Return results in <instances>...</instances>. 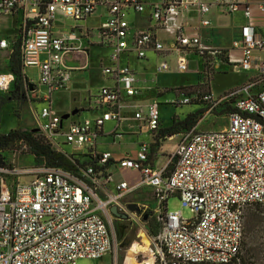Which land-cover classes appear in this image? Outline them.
Segmentation results:
<instances>
[{
	"label": "built area",
	"instance_id": "obj_1",
	"mask_svg": "<svg viewBox=\"0 0 264 264\" xmlns=\"http://www.w3.org/2000/svg\"><path fill=\"white\" fill-rule=\"evenodd\" d=\"M98 8L104 21L95 27L86 25ZM214 8L243 13L241 38L232 42L233 48L241 50L240 58L202 40L200 28L210 25L206 15ZM258 8L264 12V2ZM191 11L198 21L187 33ZM0 15L14 16L18 23L22 73L18 88L32 105L33 99L39 102V108L33 109L37 131L75 168L45 163L18 166L0 153V264H70L106 254L115 261L116 217L110 208L116 206L119 213L137 220L126 198L144 187L153 188L157 203L154 210L160 225L153 243L159 264H243L246 212L253 206L264 207V59L253 58L254 51H264V38L255 32L251 1L0 0ZM57 20L63 22L61 29H56ZM93 47L107 51L106 59H99L107 82L85 109L95 115L64 125L67 119L53 108L51 94L65 88L73 73L88 68ZM8 48V40L0 36V50ZM206 53L227 55L235 70L255 68L256 76L220 97L206 92L201 97L182 93L171 99L175 106L199 100L194 104L206 114L228 106V124L221 130L191 126L165 134V140L174 135L178 140L165 164H157L152 145L162 130L161 103L151 99L144 107L125 104V99L150 89L140 86L131 60L154 56L157 71L174 66L184 72L193 56L201 59L202 68ZM74 54L84 55L86 62L68 63ZM28 67L37 68V81L46 87L41 95L26 76ZM15 82L11 69L0 71V93ZM79 112L75 109L71 116ZM108 122L115 126L104 132ZM141 134L150 138L139 142L133 154L114 159L111 152L97 149L102 136L115 141ZM63 145H70L72 152L64 151ZM84 160L93 163L82 164ZM116 168L138 171L139 181H115ZM172 195L191 210V218H183L180 210H168Z\"/></svg>",
	"mask_w": 264,
	"mask_h": 264
},
{
	"label": "rangeland",
	"instance_id": "obj_2",
	"mask_svg": "<svg viewBox=\"0 0 264 264\" xmlns=\"http://www.w3.org/2000/svg\"><path fill=\"white\" fill-rule=\"evenodd\" d=\"M102 13V8H98L93 16L87 19L86 25L99 26L105 19L104 15L100 17ZM134 16L133 13L131 18H134ZM57 25L62 28V20H58ZM204 30L206 33H211L208 28ZM4 31L11 32L13 30L5 28ZM212 39L216 45H229L230 43V37L220 31L215 33ZM205 44L220 50L217 48L220 46H215L208 41ZM106 55L107 51L93 47L89 56L88 68L73 73L65 88L52 92L51 103L53 108L67 119L64 121V125L73 120L93 116L92 112L85 111L86 100L88 98L91 102V97L106 84L99 62L100 57L106 59ZM3 56L4 54L0 53L1 62H3ZM218 57L220 56L218 55ZM68 59L70 64L83 65L86 62V58L82 54L71 55ZM221 59L224 60L223 62H228L225 55H221ZM156 62L157 60L154 59L147 61L131 60V66L140 78V86L151 88L132 98L125 99L126 105L138 104L144 107L150 103L151 99L158 100L161 103L160 116L161 124L164 127H162L164 130L160 134L171 132L172 121H174L173 131L177 133L190 126H196L203 131L221 130L227 126L228 119L225 114L228 110L226 107L215 112V114H206L204 111L198 110L200 105L194 104L199 100L194 99L193 104H176L177 106L171 104L170 100L180 97L182 93L192 98L194 95L201 97L202 94L210 92L211 89L216 97L222 96L247 82L249 72L241 71L237 73L232 64L223 63L219 59L216 61L211 53L205 54L202 68L199 66L197 56L191 58L189 67L184 72H179L174 66L169 71L159 72L156 68ZM27 73L34 78V84L38 86L40 91L39 94L45 92L46 87L39 85L35 72L28 69ZM17 90L12 85L9 91L5 90L0 93V96L7 97V103L0 108V133L6 134L11 130H20L41 137L36 128L35 121L37 119L32 105L29 104L26 97L22 96L21 90L16 95L14 91ZM35 104L39 105L38 102ZM75 109L80 110L79 114L71 116L72 111ZM127 110L126 113L130 111ZM190 114L194 115L190 116ZM114 126L115 122H108L104 126V132H109ZM149 138L150 136L147 134L124 135L116 137L113 141L110 136H102L98 140L97 149L101 151L103 148L108 147L117 156L126 153L133 154L138 149V143L148 141ZM177 140L178 136L174 135L172 138H167L164 142H161V146L155 152L158 156L157 164H165L166 155L173 151ZM62 149L66 152H72L70 145H63ZM0 153H3L8 160L14 161L18 166L41 165L44 163L39 158H35L34 162L31 154L29 152L25 153L17 141L6 147H0ZM113 172L115 181L125 179L130 183H134L140 179V173L135 170L116 168ZM126 201L136 203L140 209L137 211V220L128 216L113 219L117 259L112 261L111 254H106L99 259L80 258L70 264H159L153 237L157 234L154 232H158L160 219L154 210L157 203L153 195V188H140L127 197ZM167 208L169 211L180 210L183 218L186 219L193 216L191 210L182 205L178 196L172 195L168 198ZM161 212V214H164V210L161 209ZM145 215H147V219H144ZM242 258L243 264H264V207L262 206L250 207L246 212Z\"/></svg>",
	"mask_w": 264,
	"mask_h": 264
},
{
	"label": "crops",
	"instance_id": "obj_3",
	"mask_svg": "<svg viewBox=\"0 0 264 264\" xmlns=\"http://www.w3.org/2000/svg\"><path fill=\"white\" fill-rule=\"evenodd\" d=\"M146 1H149V0H146ZM250 1H251V4H252V13H253V16H254V19H255V32L259 36L264 38V12H262L258 8V4L259 3H263L264 0H250ZM188 16H189L188 25L185 27V29H186L187 33H191L192 26L194 24H196L197 21H198V15L194 11H191V12H189ZM206 16L210 20V25L200 28V35L202 37V40L205 43H207V41H208V42H210L211 44H213L215 46H220V47H217V48H219L220 50H222L226 54H230L234 58H240L241 57V50L237 49V48H233L232 47V42L234 40H238V39L241 38V29H242V27L245 24V17L243 15V13L241 11H236V12H233V13H225V12H222L218 8H214ZM222 17L224 19H221ZM57 22H58V20H57ZM57 22H56V25H55L56 29H61V27L60 28L58 27ZM5 28L12 29L13 31L6 32V31H4ZM206 28L210 29L211 33H206L205 30H204ZM218 31L223 32V33L227 34L230 37L229 45H220V44L216 45V44L213 43L212 37ZM0 36L6 38L8 40V43H9V48L7 50H5V49L0 50V53L4 54L3 62L0 61V71H3V72L5 71L6 72V71H9V69H10L9 59H10V56H11V48H12V53H13V51H14L13 49L15 47H18L17 46L18 39L20 38V34H19V31H18V23H17V20H16V18L14 16H3V15H0ZM214 58L216 59V61H218V59L221 60V62L224 61V60L221 59V57H218V56L214 57ZM253 58L255 60L264 59V51H258V50L254 51L253 52ZM150 59L156 60V57L151 56ZM198 59H199V63L201 64L202 63L201 59L200 58H198ZM223 63H227V62H223ZM28 69H31V70H33L35 72L36 79L38 80V70H37V68L28 67L25 70L27 78L30 81L35 82L34 78L27 73ZM235 71L237 73L241 72V71L249 72L250 75H249V78H248L247 82L249 80L253 79L254 76H256L255 68L252 69V70H242L241 69V70H238V71L235 70ZM247 82H244L243 84H245ZM210 92L213 94L212 89L210 90ZM88 100L89 99L87 98V100H86L87 106H85V108H87L91 104L90 100L89 101ZM36 102H38V101L33 99L32 103L34 104V106L31 104V102H29V104L32 105L33 109L39 108V105L35 104ZM85 111H87V110H85ZM88 111L92 112V114L95 115V112L93 110L92 111L88 110ZM162 127L163 126L161 124V128ZM101 151H109V152H111L114 159H118V158L124 156V155L117 156V154H115L111 150H109L108 147L103 148ZM113 171H115V170L113 169ZM113 175H114V172H113Z\"/></svg>",
	"mask_w": 264,
	"mask_h": 264
},
{
	"label": "trees",
	"instance_id": "obj_4",
	"mask_svg": "<svg viewBox=\"0 0 264 264\" xmlns=\"http://www.w3.org/2000/svg\"><path fill=\"white\" fill-rule=\"evenodd\" d=\"M9 63H10L11 71L16 75V82L14 86L15 88H17L22 79L19 51L17 47H15L13 53H11ZM14 93L17 95L15 91ZM5 103H7V97L0 96V108ZM225 107L229 111V107L228 106H225ZM192 115L190 114V116ZM190 120H192V118H190ZM173 124H174V121H172V124L170 126V129H172L171 132L165 133L166 135L177 134V132L173 131ZM163 130L164 129L162 128L161 133L163 132ZM165 134H159V136L154 139V142L152 145L153 153H155L158 147L161 146V142L165 141V138H164ZM14 141L19 142L21 147L23 146V144L27 146V149H23V151H25V153L29 152L31 156L33 157L34 162H35V158H39L43 160L44 163L47 165L61 167V168L68 169V170H75L71 161L64 154L52 150L50 148V145L43 139L42 136L40 137L34 134L25 133L20 130H11L9 133H6V134L0 133V147H6ZM87 163L91 164L93 162H91L90 160L82 161V164H87ZM154 233H157V232L155 231ZM241 258H242V255H241Z\"/></svg>",
	"mask_w": 264,
	"mask_h": 264
},
{
	"label": "water",
	"instance_id": "obj_5",
	"mask_svg": "<svg viewBox=\"0 0 264 264\" xmlns=\"http://www.w3.org/2000/svg\"><path fill=\"white\" fill-rule=\"evenodd\" d=\"M75 113V110H73L72 111V114H74ZM65 118V117H64ZM3 163V158H2V156L0 155V164H2ZM129 209H130V211H135V212H137V211H139V206L136 204V203H132V204H130L129 205ZM110 210H111V212H112V214L115 216V217H122V218H126L127 217V215L126 214H121V213H119L118 212V210H117V208H116V206H111V208H110ZM144 219H147V215H145L144 216Z\"/></svg>",
	"mask_w": 264,
	"mask_h": 264
}]
</instances>
